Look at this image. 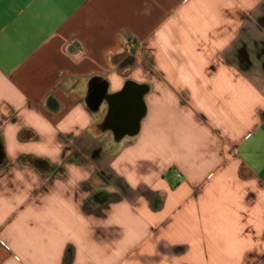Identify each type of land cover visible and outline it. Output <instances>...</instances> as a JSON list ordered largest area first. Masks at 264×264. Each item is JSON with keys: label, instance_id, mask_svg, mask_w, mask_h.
I'll return each instance as SVG.
<instances>
[{"label": "crops", "instance_id": "obj_1", "mask_svg": "<svg viewBox=\"0 0 264 264\" xmlns=\"http://www.w3.org/2000/svg\"><path fill=\"white\" fill-rule=\"evenodd\" d=\"M0 143V264H264V0H0Z\"/></svg>", "mask_w": 264, "mask_h": 264}, {"label": "water", "instance_id": "obj_2", "mask_svg": "<svg viewBox=\"0 0 264 264\" xmlns=\"http://www.w3.org/2000/svg\"><path fill=\"white\" fill-rule=\"evenodd\" d=\"M139 121H140V116H138L137 117V127H136V129H131L132 130V133H135V132H137V128H138V125H139Z\"/></svg>", "mask_w": 264, "mask_h": 264}, {"label": "trees", "instance_id": "obj_3", "mask_svg": "<svg viewBox=\"0 0 264 264\" xmlns=\"http://www.w3.org/2000/svg\"><path fill=\"white\" fill-rule=\"evenodd\" d=\"M0 148H1V143H0Z\"/></svg>", "mask_w": 264, "mask_h": 264}]
</instances>
